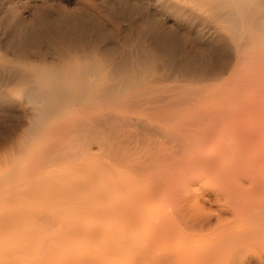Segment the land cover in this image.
<instances>
[{"label":"bare ground","instance_id":"6f19581e","mask_svg":"<svg viewBox=\"0 0 264 264\" xmlns=\"http://www.w3.org/2000/svg\"><path fill=\"white\" fill-rule=\"evenodd\" d=\"M175 1L169 6L180 3L175 10L187 16L191 3V16L203 4L204 18L216 11L210 20L225 37L195 65L208 75H167L171 47L162 44L137 58H99L93 42L103 29H49V52L58 57L41 45L47 30H14L39 64L25 53L6 70L22 87L6 105L28 128L20 134L22 122L14 131L0 124V152L9 153L0 162V197L25 180L30 204L15 201L10 211L3 200L0 216L16 218L0 217V264H264V122L262 131L244 120L251 88L259 87L258 103L264 94V0Z\"/></svg>","mask_w":264,"mask_h":264},{"label":"rangeland","instance_id":"374dc122","mask_svg":"<svg viewBox=\"0 0 264 264\" xmlns=\"http://www.w3.org/2000/svg\"><path fill=\"white\" fill-rule=\"evenodd\" d=\"M167 1V2H166ZM173 1V0H172ZM172 1H169V0H2V2H1V0H0V65H1V67H0V124H2L3 126H7V125H10L11 127H13L12 125L13 124H15L14 126L15 127H13V129L10 127V126H8V127H10V128H6V129H11V130H15L16 129V126H17V123H18V121H17V123L15 122L16 120H18V118H14V114L17 112V114L19 113L18 112V110L16 111V110H14L13 111V109L12 108H9L7 105H6V102H5V97H7L8 95H10V96H12V94L14 95V93L16 92L15 91V89L16 90H18L17 88L19 87L18 85H20V84H18V82H15V81H13V80H11L12 78L9 76L10 74H9V67H8V65H12V64H14V63H17L18 62V60L19 59H21V57L23 56H28L29 55V57L27 58V59H25V60H27L28 62H34L35 64H39V60L36 58L35 59V57L33 56V53H32V51L30 50L31 48H29L28 47V49L26 48V46L28 45H30V47H31V43L28 41V40H24L23 38H21L20 37V34H19V31H18V33L16 34L15 32H16V30L18 29V30H20V28L21 29H24V28H27V27H29L28 29H24V30H29L30 29V31L32 30V32H33V30L35 29V32H38V31H42V33L43 32H45V30H47L48 31V34L50 35V30L51 29H53L54 31L56 30V31H61V30H59L60 28L59 27H61L62 28V31L64 30V33H65V30L67 31L66 33H69V31H70V33H75V29L76 28H82L83 29V31H85L86 30V32L87 31H92L93 29L94 30H99L100 32H103V30H104V32L103 33H101V34H105L104 35V37H109L110 39H108V37L107 38H105V39H103L104 37H98L99 39H95L96 41L95 42H93V45L94 46H96V45H98L99 46V48H98V46H96L95 48L98 50V53H99V58H105V55H106V58L108 57V58H113V59H115L116 61H121V60H123L124 58L125 59H127V58H130V57H132V58H134L133 56H135L136 58L138 57V56H140L142 53H143V50L142 49H144V47L147 45H149L148 47L150 48V51L152 52V50H157L158 48H159V44H162V45H164V47L162 46V48L161 49H163V48H165V50L164 51H166L167 52V48L169 47V49L168 50H170V47H171V52H169L168 51V53H167V56H166V64H167V71H168V73H167V71H166V74L167 75H171L172 76V73H173V76H174V74H176L175 75V77H177L178 79H180V80H183L184 79V77H185V79H186V77H188V76H190V75H194V76H198V75H206L207 74V72H204V70H206L205 68H207V66H204V67H202L201 68V70H197L196 68H198V66H195L196 64L198 65V63H200V62H204V60H205V63H207L208 61V59H209V57H210V55H211V52L209 51V49H211V46L213 45L212 43H214V42H218L219 40H221L220 38H222V37H225V35L223 36V34H225V33H223L222 31H219V28L218 29H216L218 26L216 25L217 23H215L216 22V20H210V16H211V14H213V15H215L216 14V11L215 10H212L213 12L212 13H210V14H208V15H206V17L204 18V15L202 16V11H205L204 9H209V6L210 5H208L207 6V4H205V7L206 8H204L203 6H204V4L202 5V8L200 7V9H202L201 10V12H200V10L198 11V14H200L201 13V16L200 15H198L197 14V11L196 12H194V10H193V16H191L192 15V9H193V4L191 3V5L192 6H187V8H189V9H187L188 11L189 10H191V14H189L190 16H187L188 15V12H186L187 14H185V13H183L182 11L181 12H178L177 10H179L180 8H181V5H180V3H179V5L178 6H176L177 7V10H175L176 9V7L175 8H173V7H171V6H169V5H173L174 6V4L176 5V4H178V2L177 1H173V3H172ZM164 2V3H163ZM169 3V4H166V3ZM175 2H177V3H175ZM196 3V2H195ZM3 4H5V5H3ZM168 5V6H167ZM188 5H190V3L188 4ZM180 6V7H179ZM191 7V8H190ZM49 8V9H48ZM204 8V9H203ZM2 9H4V10H2ZM44 9V10H43ZM194 9H196V8H194ZM199 9V8H198ZM197 9V10H198ZM2 10V11H1ZM45 10H46V12H45ZM181 10V9H180ZM186 10V11H187ZM48 11V12H47ZM209 11V10H208ZM217 11H219V10H217ZM42 12L44 13V16H43V14H42ZM200 12V13H199ZM48 13V14H47ZM83 13V14H82ZM84 13H86V14H84ZM182 13L184 14V15H182ZM190 13V12H189ZM204 13V12H203ZM218 13V12H217ZM4 16H3V15ZM10 14V15H9ZM42 14V15H41ZM46 14V15H45ZM51 14V15H50ZM80 14V15H79ZM195 14H197L198 16V18H196V15ZM50 17H52V18H50ZM68 15V16H67ZM69 15H70V17H69ZM85 15V16H84ZM212 15V16H213ZM217 15V14H216ZM263 15H264V13H263ZM48 16V17H47ZM67 16V17H66ZM184 16H185V18H184ZM209 16V17H208ZM3 17V18H2ZM43 17H45V19H46V21L47 20H50V22L51 21H55L54 23L52 22V24H53V26H51V27H53V28H51V27H48V25L46 26L45 25V19L43 18ZM58 17V18H57ZM64 17V18H63ZM77 17V18H76ZM79 17H81V18H79ZM84 17V18H83ZM187 17H189V18H187ZM193 17V18H192ZM213 17H215V16H213ZM264 17V16H263ZM262 17V18H263ZM42 20V19H44L43 21H41L40 19ZM58 20H57V19ZM70 20H69V19ZM72 18V19H71ZM192 18V19H191ZM52 19V20H51ZM66 19V20H65ZM86 19H88V21L89 22H87V20ZM193 19H194V21H193ZM206 19V20H205ZM211 19H212V17H211ZM215 19V18H214ZM264 19V18H263ZM2 20V21H1ZM60 20H61V22H60ZM91 20V21H90ZM207 20H208V22H207ZM38 21V22H37ZM64 21H65V23H64ZM76 21V22H75ZM81 21V23L79 24V22ZM86 21V22H85ZM193 21V22H192ZM6 22V23H5ZM14 23V24H12L11 25V23ZM56 22H58V23H56ZM70 22H71V24H70ZM73 22V23H72ZM87 23L86 25H84V23ZM211 22H212V24H211ZM21 23V24H20ZM27 23V24H26ZM38 23V24H37ZM61 23V24H60ZM208 23H209V25H208ZM216 25V28L214 27L215 25ZM7 24V25H6ZM29 24H31V25H29ZM32 24H34V25H32ZM41 24H42V27H41ZM51 24V25H52ZM58 24H60L58 27L57 26H55V25H58ZM65 24V25H64ZM67 24H69L70 26H68ZM4 25V26H3ZM28 25V26H27ZM63 25H64V27H63ZM80 27H79V26ZM84 25V26H83ZM91 25V26H90ZM12 26H13V28H12ZM20 27V28H17V27ZM32 26H35L34 27V29H33V27ZM36 26H38L37 28H38V30L36 29ZM49 26H50V24H49ZM74 27V28H72V27ZM76 26H78V27H76ZM88 26L90 27L89 28V30H88ZM7 27H9V28H7ZM69 27V28H68ZM76 27V28H75ZM87 29H86V28ZM92 27V28H91ZM94 27V28H93ZM249 27V26H248ZM3 28V29H2ZM11 28V29H10ZM16 28V29H15ZM47 28V29H46ZM54 28H56V29H54ZM72 28V29H71ZM98 28V29H97ZM100 28V29H99ZM250 28V27H249ZM252 28V27H251ZM255 28V27H254ZM253 28V29H254ZM50 29V30H49ZM81 29V30H82ZM85 29V30H84ZM103 29V30H102ZM107 29V30H106ZM213 29V30H212ZM14 30H15V32H14ZM53 30H51V31H53ZM72 30V31H71ZM74 30V31H73ZM255 30V29H254ZM253 30V31H254ZM46 31V32H47ZM61 31V32H62ZM109 31H111V32H109ZM115 33H114V32ZM117 31V32H116ZM209 31H210V33H209ZM251 31H252V29H251ZM252 31V32H253ZM15 33V35L13 34V33ZM44 33V36H45V34L47 35V36H45V38H44V40H45V42L43 41V44L41 43V45H43V48L45 49V51H47V52H49V50L51 49V46L49 45V43L50 44H52V40H53V37L52 36H54L53 34L52 35H50L51 36V38H50V36L47 34V33ZM219 32H220V34H219ZM251 32V34H253ZM255 32V31H254ZM6 33V34H5ZM40 33V32H39ZM41 33V34H42ZM52 33V32H51ZM110 33V34H109ZM214 33H216V34H214ZM3 34V35H2ZM9 34V35H8ZM19 34V35H18ZM79 34V33H78ZM109 34V35H108ZM17 35H18V37H19V39H18V37H17ZM110 35H112V36H110ZM113 35L115 36L114 38H113ZM170 35H172V37L170 36ZM48 36H49V38H48ZM73 36H75V35H73ZM100 36H102V35H100ZM166 36V37H165ZM167 36H168V38H170V39H172V41L173 42H171V40L170 39H167ZM173 36H174V39H173ZM222 36V37H221ZM46 37H47V39H46ZM117 37V38H116ZM159 37V38H158ZM164 37V38H163ZM161 38H163V39H161ZM217 38V39H216ZM102 39V40H101ZM157 39H159V40H157ZM161 39V40H160ZM167 39V40H166ZM98 40V41H97ZM164 40L165 41H167V43L166 42H164ZM168 40H169V42H170V46H166V44H169V42H168ZM215 40V41H214ZM47 41V42H46ZM49 41V42H48ZM107 43H106V42ZM163 41V42H162ZM177 41V42H176ZM24 42V43H23ZM97 42H99V44L97 43ZM122 42V43H121ZM124 42V43H123ZM128 42V43H127ZM174 42H176L175 44H174ZM48 43V44H47ZM103 45H102V44ZM116 43V44H115ZM163 43H166V44H163ZM171 43L173 44V46L171 45ZM24 44H26L25 46H24ZM101 44V45H100ZM117 44H118V46H117ZM119 44H121V45H119ZM123 44V45H122ZM126 44V47L127 48H125V45ZM130 44V45H129ZM180 44V45H179ZM115 45V46H114ZM131 45H132V47H131ZM159 45V46H158ZM175 45V46H174ZM20 46H22V47H20ZM90 46V45H89ZM88 46V47H89ZM121 46V47H120ZM129 46V47H128ZM135 46V47H134ZM140 46H142V47H140ZM155 46H158V47H156L155 48ZM208 46H209V48H208ZM26 49H25V48ZM54 46L52 45V48H53ZM112 47V48H111ZM118 47H120V48H118ZM124 47V48H123ZM152 47V48H151ZM175 47H176V52H175ZM90 48V47H89ZM172 48H173V50H172ZM178 48V49H177ZM180 48V49H179ZM183 48V50H181ZM57 49V48H56ZM123 49V50H122ZM126 51H128V52H126ZM129 49V50H128ZM132 49V50H131ZM137 51H136V50ZM141 49V50H140ZM145 49H146V47H145ZM205 49V50H204ZM207 49V50H206ZM52 50V49H51ZM58 50V49H57ZM134 50H135V53H134ZM139 50L141 51V52H139ZM148 50V49H147ZM159 50V49H158ZM162 50V51H163ZM179 50H181V51H179ZM195 50V51H194ZM132 51V52H131ZM161 51V50H160ZM173 51V52H172ZM196 51H197V53H199V55L198 54H196ZM199 51V52H198ZM204 53H203V52ZM29 52V53H28ZM31 52V53H30ZM107 52V53H106ZM120 52V53H119ZM123 54H122V53ZM130 52V53H129ZM154 52V51H153ZM190 52V53H189ZM193 52V53H192ZM201 52L203 53V54H201ZM25 53H27V54H25ZM51 55H53V57H58V53H57V55H55L54 56V50H53V52L52 51H50L49 52ZM102 53V54H101ZM106 53V54H105ZM114 53V54H113ZM125 53L127 54V55H125ZM131 53H134V54H131ZM139 53H140V55H139ZM156 53H157V51H156ZM158 53H160L159 51H158ZM170 53H171V56H170ZM177 53V54H176ZM208 53H210V55H207ZM23 54H25V55H23ZM103 54H105V55H103ZM108 54V55H107ZM110 54V55H109ZM116 54V55H115ZM172 54H174V56L172 55ZM193 54H195L194 56H192ZM50 55V56H51ZM102 55V56H101ZM113 55V56H112ZM115 55V56H114ZM123 55V56H122ZM137 55V56H136ZM186 55V56H185ZM169 56V57H168ZM200 56V57H199ZM202 56V57H201ZM206 56H207V58H206ZM26 57H24V58H26ZM31 57V58H30ZM127 57V58H126ZM174 57V58H173ZM190 57L191 58H194V60L193 59H190ZM195 57H197V58H195ZM205 57V58H204ZM29 58H30V60H29ZM15 59V60H14ZM120 59V60H119ZM173 61H172V60ZM200 59H201V61H200ZM203 59V60H202ZM14 60V61H13ZM22 60H23V58H22ZM180 60V61H179ZM181 60H183V62L181 61ZM185 60H187V61H185ZM191 62H190V61ZM171 61H172V63H171ZM192 61H193V63H192ZM197 61V62H196ZM200 61V62H199ZM14 62V63H13ZM185 62H187V65H186V63ZM189 62V63H188ZM10 63V64H9ZM164 63V62H163ZM172 65H171V64ZM183 63V64H182ZM160 64H162L161 62L159 63V65H158V68L159 69H162L161 67H162V65H160ZM194 64V65H193ZM201 64V63H200ZM209 64V63H208ZM7 65V66H6ZM188 65H189V67H188ZM14 66V65H13ZM160 66V67H159ZM171 66H172V68H171ZM187 68H186V67ZM191 66H192V68H191ZM168 67H169V69H168ZM188 69V70H187ZM194 69H195V71H194ZM204 69V70H203ZM209 69V68H208ZM207 69V70H208ZM6 70H8V71H6ZM171 70V71H170ZM173 70V71H172ZM187 70V71H186ZM190 70V71H189ZM194 72H192V71ZM206 70V71H207ZM216 70V71H215ZM219 70H221V69H217V68H215L214 69V71H213V74L215 73V76H219V75H221L222 74V76L224 75V78H226V76H228V73H226V72H223V73H221ZM223 70V69H222ZM164 71V72H165ZM202 73H201V72ZM7 74H6V73ZM200 72L201 74H198V73ZM217 72H219V74L218 75H216L217 74ZM184 73H186V75H184ZM211 72H209V75H211L210 74ZM9 74V75H8ZM195 74H197V75H195ZM178 75V76H177ZM181 75V76H180ZM201 75V76H202ZM208 75V74H207ZM220 77L221 78V80L223 79V77ZM183 78V79H182ZM184 79V80H185ZM14 84L16 85V88H15V86H14ZM13 88V89H12ZM19 88H21L22 89V87L20 86ZM259 89V87H257V86H254L253 88H251V90L252 89H254V90H252V91H249V94H250V96H249V99H250V97L252 98V100H253V102H254V97H255V105H254V103L251 101H249L248 100V102L249 103H251L250 104V106H248L249 105V103H248V105L246 106V108H245V113H244V120L245 121H247V127L249 126V125H256L257 124V126H258V123L260 124V122H262V126H263V122H264V110H263V112H262V108L260 107V105L261 104H263L264 103V94H263V97L261 96V97H259L260 99V103H258L257 102V97L255 96L256 95V92H257V90L256 89ZM21 89H19V91L21 90ZM19 91H17V92H19ZM255 92V93H254ZM9 93V94H8ZM254 93V94H253ZM262 93H264V90L262 91ZM8 94V95H7ZM249 94H247V95H249ZM9 96V97H10ZM253 96V97H252ZM248 97V96H247ZM3 98H4V101H3ZM8 98V97H7ZM262 98V99H261ZM2 99V100H1ZM251 100V99H250ZM261 100H262V103H261ZM247 103V102H246ZM252 103H253V106H252ZM243 104V103H242ZM242 104H241V106H242ZM257 104H259V106L258 107H256L257 106ZM73 105H75V104H73ZM246 105V104H245ZM244 105V106H245ZM261 106H264V104L263 105H261ZM6 107V108H5ZM72 107V110H73V113H74V115H75V106H71ZM247 107H248V109H247ZM254 107V108H253ZM251 108V109H250ZM264 108V107H263ZM11 109V110H10ZM9 110V111H8ZM244 112V111H243ZM243 112H242V115H243ZM3 113V114H2ZM11 114V113H14V114H11V115H9V114ZM73 113H72V116H73ZM5 114H6V117H5ZM3 115V116H2ZM16 115V114H15ZM241 115V118L243 117ZM70 116V115H69ZM13 117V118H12ZM75 116H73V117H69V119H73V121L75 120V118H74ZM10 118H12V119H10ZM22 119H20V121H19V123H21L22 122V124L23 125H20L19 123V126L22 128V130H21V128H19V130H21V132H20V134H24L25 133V131H26V129L25 128H28L27 126H28V124H27V122H25L26 124H24L23 123V121H21V120H23V117H21ZM4 119V120H3ZM14 119H15V121H14ZM65 120H66V117L64 118ZM63 119V120H64ZM68 119V118H67ZM68 119V121H69V124H71V120H69ZM243 119V118H242ZM247 119V120H246ZM8 120V121H7ZM14 121V123H12L13 121ZM64 120V121H65ZM3 121L5 122V123H3ZM11 121V122H10ZM26 121V120H25ZM243 121V120H242ZM73 123H75V121L73 122ZM73 123H72V125H73ZM243 123H245V122H243ZM1 125V126H2ZM24 125H26V126H24ZM0 126V127H1ZM3 126L1 127V128H3ZM5 126V127H6ZM67 126H68V123H67ZM70 126V125H69ZM249 127H253V126H249ZM15 128V129H14ZM260 129H261V124H260ZM263 129V128H262ZM261 129V130H262ZM19 130H17V131H19ZM256 131H257V129H256ZM263 131V130H262ZM19 133V132H18ZM253 140H255L256 142H258L256 139H254V138H252ZM255 142V143H256ZM260 142V141H259ZM252 141H251V145H250V147L252 148V150H257V149H259V147H258V145L257 146H255L256 144H260V143H256L255 145H252ZM6 153H2V152H0V162L2 163V162H4V161H7V160H9V156H8V154L9 153H7V155H5ZM11 154V153H10ZM6 157V158H8V159H5V158H3V157ZM3 159V160H2ZM25 180H20L19 182H17V185L18 186H20V188L18 187H15V186H17V185H11V187L12 186H14V190L12 189V190H9V188H7V189H5V193L4 194H2L1 193V197H0V203L1 202H3V204L4 205H1L0 204V206H5L6 205V202L7 201H9V205L7 204L6 206L8 207V210L10 209L9 207L10 206H12L13 204L12 203H16L15 201H23V200H25V198L26 197H24L25 196V194H24V191H27L30 187H26V186H24V182ZM19 183V184H18ZM16 184V183H15ZM21 185L23 186V187H21ZM26 187V188H25ZM22 188H25V189H27V190H24V189H22ZM6 190L8 191L9 190V193L8 194H10V195H12V196H9V195H7L6 194ZM30 190V189H29ZM29 190L27 191L28 193H29ZM33 190V188H31V191ZM36 190V189H35ZM32 191V192H38L37 190L36 191ZM42 190V189H41ZM11 191H15V192H11ZM44 191V190H43ZM1 192V191H0ZM31 192V193H32ZM20 193H22V194H20ZM24 194V195H23ZM27 194V193H26ZM45 194V193H44ZM2 195H5V196H2ZM32 195V194H31ZM40 193H38V199L40 198ZM47 195V194H46ZM27 196H28V194H27ZM34 196H35V194H34ZM33 196V197H34ZM43 196V195H42ZM8 198V200L6 199H3V198ZM9 197H11L10 199H9ZM30 197V196H29ZM32 197V198H33ZM50 197V196H49ZM42 198H44V197H42ZM46 198V197H45ZM26 199H28V197L26 198ZM38 199H37V201H38ZM50 199V198H49ZM61 199V198H60ZM6 201V202H4V201ZM36 200V199H35ZM51 200V199H50ZM54 200V199H53ZM26 201V200H25ZM25 201H23V203H22V205L21 204H19V205H21V206H24V208H25V206H29V204L30 203H27V201H26V203H27V205H25ZM28 201H30V199L28 200ZM34 200L32 199L31 200V203H33V205H31V206H35L36 204H34L35 202H33ZM37 201H36V203H37ZM41 201V204H42V202H43V200H40ZM39 201V202H40ZM46 202V201H45ZM12 204V205H11ZM37 205H38V203H37ZM16 206L17 205H15V208H16ZM21 206H20V208H21ZM36 207V206H35ZM13 208V207H12ZM12 208L10 209V211L12 210ZM14 208V209H15ZM34 208V207H33ZM0 209H1V207H0ZM5 208H2L1 209V211L2 210H4ZM7 210V211H8ZM22 210V209H21ZM21 210L19 211V212H21ZM33 210V209H32ZM34 210H35V208H34ZM13 211V210H12ZM27 211H29V209L28 210H26V212ZM25 212V211H24ZM30 212V214H31V211H29ZM28 212V213H29ZM32 212H34V211H32ZM6 212H4V214H5ZM10 213H12V212H10ZM10 213L8 212L7 213V215H10ZM17 213V212H16ZM22 213H23V211H22ZM28 213H24L25 215H27L28 216ZM3 214V212L1 213V215H3L4 217H6V214L4 215ZM13 214H15V212H13ZM34 214V213H33ZM36 216L38 215V214H35ZM3 216H0V217H2L3 218ZM20 216L22 217V214H20ZM32 216V215H31ZM34 216V215H33ZM9 217V219L10 218H12L11 216H7L5 219H7ZM17 217H19L18 216V214H17ZM23 217H24V215H23ZM1 218V219H2ZM14 219L16 218V214H15V216L13 217ZM12 218V219H13ZM24 218H26V217H24ZM4 219V218H3ZM18 219H20V217L18 218ZM28 219H29V217H28Z\"/></svg>","mask_w":264,"mask_h":264}]
</instances>
